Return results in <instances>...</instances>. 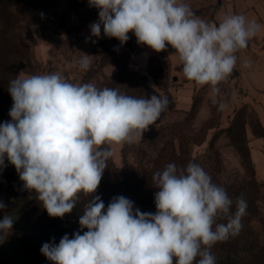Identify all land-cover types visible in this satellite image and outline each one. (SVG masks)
<instances>
[{"label": "clouds", "instance_id": "1", "mask_svg": "<svg viewBox=\"0 0 264 264\" xmlns=\"http://www.w3.org/2000/svg\"><path fill=\"white\" fill-rule=\"evenodd\" d=\"M98 9L91 34L121 44L129 33L140 45L161 52L171 46L185 79L208 86L218 103L219 85L237 65L261 25L244 15L209 23L184 0H88ZM78 66L91 67L89 55ZM245 68L251 66L245 61ZM10 121L0 124V168L13 165L24 188L35 193L50 217L72 212L78 195H93L101 183L112 145L133 143L167 109L166 96L136 98L93 83L74 84L57 73L18 76L9 82ZM219 110L225 105L219 103ZM156 212H142L124 196L105 209L99 195L85 205L81 229L41 252L53 264H216L211 249L239 234L247 202L233 200L201 165L169 163L153 175ZM7 205L0 201V210ZM226 221V222H220ZM14 220L0 219V233Z\"/></svg>", "mask_w": 264, "mask_h": 264}, {"label": "rangeland", "instance_id": "2", "mask_svg": "<svg viewBox=\"0 0 264 264\" xmlns=\"http://www.w3.org/2000/svg\"><path fill=\"white\" fill-rule=\"evenodd\" d=\"M64 1H60V7H64ZM184 2L191 6L197 16L208 21L217 0ZM83 9L81 7L76 14L62 19L56 17L60 21L59 25L53 22L56 18L45 20L44 24H19L16 29L21 42L18 43L4 79L9 83L19 75L57 73L70 83H93L98 88L118 89L121 93L136 98L157 95L147 88L150 85L158 95L168 97L169 104L163 113H172V117L162 123L186 121L182 126L170 125L164 131L160 146H167V154L173 151L171 141L174 142L178 155H181L183 149H189L192 157L211 176L212 181L223 186L230 198L242 195L245 200L251 201V207L258 210L250 222L242 219L241 230L244 232L229 238V241H247L244 242L245 248L237 245L232 253L216 247L211 249L216 257V264H245L249 248L256 244L264 245V181L256 175L250 155L251 143L256 140L261 141L264 152L263 103L255 98L251 100L237 83L233 84L232 79L228 78L219 85L217 104L212 102L208 86L197 87L192 93L190 108L186 112L178 111L169 92V88L178 81L174 80L170 72L167 51L172 49L171 46L165 51L156 52L138 44L132 33H129L126 43L117 41L119 47L101 44L100 37L91 34L90 26L96 21L95 11L88 14ZM85 54L91 60V67L87 71L81 70L77 63ZM139 75H145L146 79L133 83L132 80ZM12 103L8 93L0 106V124L11 120L9 111ZM219 103L225 105L223 110H219ZM5 165L0 168V199L7 195V177L20 180L15 167L7 159ZM117 165L121 166L122 163ZM247 228L250 230L246 232ZM218 245L222 246L221 243Z\"/></svg>", "mask_w": 264, "mask_h": 264}, {"label": "trees", "instance_id": "3", "mask_svg": "<svg viewBox=\"0 0 264 264\" xmlns=\"http://www.w3.org/2000/svg\"><path fill=\"white\" fill-rule=\"evenodd\" d=\"M60 1L62 0H0V106L9 93V83L3 76L13 61L18 43L21 42L16 29L19 24H44L45 20L49 21L51 18L61 17L62 19L74 15L81 7L88 14H93L92 12L95 11V22L99 21V10L90 6L88 0H65L64 7H60ZM53 22L56 25L60 24L57 18ZM99 39L101 44H112L114 47H119L118 39L106 37L103 33V27H101ZM141 79H146V76L139 75L137 79L131 80L133 83H139ZM155 81L157 82L156 77ZM147 88L158 95L150 85H147ZM184 122L162 123L159 126L157 137L150 140L141 139L138 141L139 143H125L121 150L122 165L118 166L110 157L97 192L93 195L80 193L72 212L63 218L50 217L34 192L30 193L26 190L21 180L7 177V195L0 199L7 207L0 210V219L9 215L14 223L10 231L0 233V264H53L42 254L43 244H59L60 239L65 234L72 238L73 234L78 231L81 235L86 232L87 228L81 229L79 219L83 215L85 205L95 195L101 197L105 209L114 197L122 195L134 202V208H139L142 212L155 213L154 173L162 171L169 163H175L177 167H186L189 161L198 163L190 154L189 149H183L181 155H178L173 141L170 144L173 151L168 152V154L166 153L167 146H160L165 135L164 131L170 125L182 126ZM237 197L238 195H235L233 199L231 198L233 200V212L236 210L235 200ZM246 202V214L242 219L250 222L258 210L256 207H251V201L246 200ZM249 230L250 228H247L246 232ZM242 232L244 231L241 230L239 234ZM3 236H5L4 239ZM229 240L220 242L222 246L217 243L214 247L228 250L230 253L236 250L234 247L237 245L241 248L246 247L244 242L247 241L241 243L242 239H235L236 244H233L234 241ZM248 256V261L245 264H264V245L251 246Z\"/></svg>", "mask_w": 264, "mask_h": 264}, {"label": "crops", "instance_id": "4", "mask_svg": "<svg viewBox=\"0 0 264 264\" xmlns=\"http://www.w3.org/2000/svg\"><path fill=\"white\" fill-rule=\"evenodd\" d=\"M233 14L244 15L247 20L256 21L261 25V29L254 38L249 40L248 47L236 54L238 56L236 68L228 78L232 79L233 84L237 83L251 100L255 98L264 105V0H217L208 22L217 23L225 16ZM167 55L172 77H176V80H178L169 88V92L174 98L176 109L186 112L192 104L194 89L204 86L184 78L178 55L174 49H168ZM245 61H250L251 66L245 68L243 66ZM170 117H172V113L161 114L160 118L153 125H150L142 134V137L136 139L135 142L145 138L153 139L157 137L162 121ZM251 144L250 155L256 175L264 181V152L261 148V141L256 140ZM123 146H111L113 153L111 158L116 164L122 163L121 150Z\"/></svg>", "mask_w": 264, "mask_h": 264}, {"label": "water", "instance_id": "5", "mask_svg": "<svg viewBox=\"0 0 264 264\" xmlns=\"http://www.w3.org/2000/svg\"><path fill=\"white\" fill-rule=\"evenodd\" d=\"M174 79L176 80V77H174Z\"/></svg>", "mask_w": 264, "mask_h": 264}]
</instances>
